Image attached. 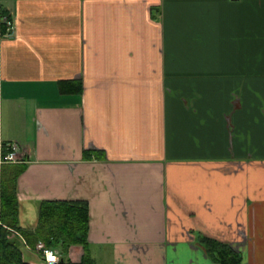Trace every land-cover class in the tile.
Returning <instances> with one entry per match:
<instances>
[{
  "label": "crops",
  "instance_id": "0c3cea01",
  "mask_svg": "<svg viewBox=\"0 0 264 264\" xmlns=\"http://www.w3.org/2000/svg\"><path fill=\"white\" fill-rule=\"evenodd\" d=\"M0 9L15 23L0 28V139L26 161L22 227L43 201L83 200L96 264H220L202 236L264 264V0Z\"/></svg>",
  "mask_w": 264,
  "mask_h": 264
},
{
  "label": "trees",
  "instance_id": "16d2710c",
  "mask_svg": "<svg viewBox=\"0 0 264 264\" xmlns=\"http://www.w3.org/2000/svg\"><path fill=\"white\" fill-rule=\"evenodd\" d=\"M8 142L1 148L2 154L8 152ZM94 155L104 159L99 150H87L85 158ZM7 164L2 172L0 183V263L32 264L24 259L22 246L36 250L39 245L59 248L62 254L68 253L74 245L84 249L81 264H96L89 250L90 214L86 201L46 200L40 204L39 219L35 227H22L17 196V181L26 168L24 158ZM200 242L208 253L220 264H239L240 253L228 244L209 237H200Z\"/></svg>",
  "mask_w": 264,
  "mask_h": 264
},
{
  "label": "built area",
  "instance_id": "2783aa9c",
  "mask_svg": "<svg viewBox=\"0 0 264 264\" xmlns=\"http://www.w3.org/2000/svg\"><path fill=\"white\" fill-rule=\"evenodd\" d=\"M5 27V31H2L3 36H12L15 30V23L9 15L2 13L0 9V28ZM3 144L1 145V147ZM8 152L5 154H0V163H11L17 162L21 159L18 156L17 151L19 150V145L14 142H8L6 145ZM23 158V157H22ZM38 250L40 254L44 258L45 264H59L60 255L59 252L53 248L43 247V245H39Z\"/></svg>",
  "mask_w": 264,
  "mask_h": 264
},
{
  "label": "rangeland",
  "instance_id": "374dc122",
  "mask_svg": "<svg viewBox=\"0 0 264 264\" xmlns=\"http://www.w3.org/2000/svg\"><path fill=\"white\" fill-rule=\"evenodd\" d=\"M1 144H2V141L0 139V147H1ZM55 249H57V251L61 252V250L59 248H55ZM23 252H25L26 257H28V258H35V256H33L26 248H23Z\"/></svg>",
  "mask_w": 264,
  "mask_h": 264
}]
</instances>
